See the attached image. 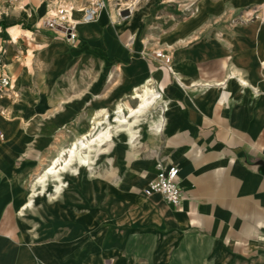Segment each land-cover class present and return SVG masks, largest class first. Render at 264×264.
Here are the masks:
<instances>
[{
  "label": "crops",
  "instance_id": "obj_1",
  "mask_svg": "<svg viewBox=\"0 0 264 264\" xmlns=\"http://www.w3.org/2000/svg\"><path fill=\"white\" fill-rule=\"evenodd\" d=\"M187 1L110 2L71 42L42 26L52 0H0V264H264V0ZM147 81L180 205L143 195L157 159L113 150L106 177L28 206L41 166Z\"/></svg>",
  "mask_w": 264,
  "mask_h": 264
},
{
  "label": "bare ground",
  "instance_id": "obj_2",
  "mask_svg": "<svg viewBox=\"0 0 264 264\" xmlns=\"http://www.w3.org/2000/svg\"><path fill=\"white\" fill-rule=\"evenodd\" d=\"M134 3L136 4V0H134ZM104 9L105 8L102 10ZM52 11L49 13H52ZM74 12L77 14L76 19H78L80 17L79 14H81V8L78 7L74 10ZM123 17L125 18L127 16ZM78 24L80 23L77 21L76 26ZM131 98L136 101V105L132 109L128 108V117L125 115L122 105L123 103L118 104L114 108V113L121 115L116 121L118 126H114L116 133H123L128 139V144L134 143V140L138 137L137 133L139 132L136 128L144 121H147V127L151 130L152 134L162 131L164 120L161 115L157 121H148L145 117L148 110L151 108L158 107L165 110L163 96L151 81H147L139 88H135ZM108 110L104 108L99 112H96L95 117L93 118V123L100 127L103 124H107V121H109ZM107 136L108 128L101 127L93 134L90 132L80 135L73 142H71L67 148L60 149L57 152V155L52 158V160L35 176L33 182L31 183V191L29 193V199L27 200L28 206H31L32 202H35L39 197H46L50 199L58 197L64 188L70 184L68 180L64 179V175L74 179L78 178L80 176V166L84 165L89 167L93 162L89 151L93 148V146H96V144L102 143ZM78 151H85V155H79V157H77ZM76 160H78L79 167L74 166ZM145 186L142 189L143 195L147 198L154 196L155 193L151 195L145 194ZM48 188H50L51 192H53V195L48 194Z\"/></svg>",
  "mask_w": 264,
  "mask_h": 264
},
{
  "label": "rangeland",
  "instance_id": "obj_3",
  "mask_svg": "<svg viewBox=\"0 0 264 264\" xmlns=\"http://www.w3.org/2000/svg\"><path fill=\"white\" fill-rule=\"evenodd\" d=\"M122 2H123V0H122ZM129 2H131V0H129L128 3ZM141 3H142V0L138 3H136L133 6V8L134 9L138 8L141 5ZM185 12H187V11H185ZM257 15L259 16L258 20L261 21L262 24H264V4L260 8ZM249 16L250 15H247V17H249ZM132 94H133V92L131 93L130 98L132 97ZM128 99L129 98H125V100H128ZM135 103H136V101L132 99L131 104H128L129 105L128 106L126 103L118 101L114 104V106L112 108L111 107H102L96 111V112H99L101 109H104V108L107 110L109 109L108 110V112H109L108 120L109 121H107V124H103L101 126V127L108 128V136L102 143L96 144V146H93L92 149L95 148L94 150L91 149L89 151V154H90L93 162L89 167L84 166V165L80 166V176L78 178H76V180L80 179V181H82L84 179H88L89 181H93V180H96L95 177H106L108 175V173L111 171V163H110L111 159H110V157L112 155L113 150H114V154L119 158H121L123 151H124L125 156L131 155L132 157H134L136 159L147 160V159H151V158L158 159L161 157L160 151L163 150V145L161 144V142L159 140V136L162 132L151 134L150 133L151 130L148 129V127H147V121H144L139 127L136 128V130H138L139 132L137 133L138 137L134 140L133 144H128V139L126 136H124L123 133H116L115 127L118 126V123L116 121L119 119V117L121 115L114 113V108L118 104H122L125 115H126V117H128V115H127L128 111H129V109H132L135 107V105H136ZM158 110H159L158 107L157 108L154 107V108H151L150 110H148L146 117H145L146 120L157 121L156 119L159 115ZM96 112L94 113L93 118L95 117ZM93 118H92L93 126L86 133L91 132L93 134L94 132L98 131L101 128L100 126H97L93 123ZM69 145L70 144H67L64 147L67 148ZM61 149H63V148H61ZM77 154H78L77 157H79V155H85V151H78ZM47 164H48L47 162H46V164H43L41 166L39 172ZM74 166L79 167L78 166V160H76ZM70 178H72V177L64 175V179L70 181V184L64 188V190L58 195V197H55L53 199L46 198V197H39L36 201H47V202H49L50 208H53V206L56 207L58 201L61 200L62 198H64V200L66 202H68L70 196L71 197L74 196L71 193H73L74 191H77V186H78L72 180L73 178L72 179H70ZM48 189H49L48 194L53 195L52 194L53 192H51L50 188H48ZM74 215H75V217L83 216L82 214H74ZM81 222H82V220H80V219L77 220V224H79ZM73 225L77 226L75 222L73 223Z\"/></svg>",
  "mask_w": 264,
  "mask_h": 264
},
{
  "label": "built area",
  "instance_id": "obj_4",
  "mask_svg": "<svg viewBox=\"0 0 264 264\" xmlns=\"http://www.w3.org/2000/svg\"><path fill=\"white\" fill-rule=\"evenodd\" d=\"M11 3L18 0H9ZM86 5L81 8V22H91L97 18L99 12L109 7L113 2L115 16H128L135 5L134 0H87ZM195 0H188L182 4L183 11H190ZM77 9L74 0H52L51 8L48 10L42 26L50 31L59 32L68 41L74 42L77 37L76 22L74 10ZM53 10V11H52ZM52 11V13H49ZM154 55L169 64L171 58L163 51L156 50ZM11 87V77L8 74H0V94ZM161 132V131H160ZM158 132V133H160ZM157 173L151 179L144 189L146 195L159 194L166 202L178 207L182 200V189L179 183V168L171 163H166L163 158L156 161Z\"/></svg>",
  "mask_w": 264,
  "mask_h": 264
}]
</instances>
